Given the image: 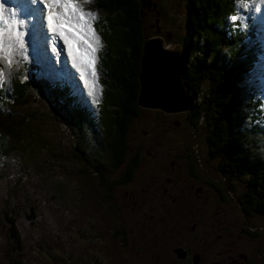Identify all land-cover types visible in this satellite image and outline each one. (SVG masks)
Returning a JSON list of instances; mask_svg holds the SVG:
<instances>
[{
	"label": "rangeland",
	"instance_id": "374dc122",
	"mask_svg": "<svg viewBox=\"0 0 264 264\" xmlns=\"http://www.w3.org/2000/svg\"><path fill=\"white\" fill-rule=\"evenodd\" d=\"M96 1L41 0L45 11L30 3L29 15L17 16L24 47L15 37L5 40L11 45V64L0 51V111L10 113L4 102L12 104L14 80L44 79L53 88H65L72 104L98 123L110 78L103 64L108 43L94 23L114 15L97 8ZM145 1L153 5L155 18L162 15L160 27L168 32L164 42L171 48L180 45L185 0L141 1L146 40L156 36L152 12L144 15ZM263 4L235 1L236 16L228 18L240 33L247 25L253 36L249 45L264 46ZM0 10L9 23L18 13L15 0H0ZM261 66L247 72L238 87L252 104L259 102L257 109L263 113L264 78L255 84L254 77ZM209 88L205 80L201 100ZM50 96L31 89L23 104L11 109L15 135L9 133V141L16 148L8 154L0 150V264H192L176 259L173 250L179 247L190 250L189 259L199 255L201 264H263L264 215L247 214L251 211L243 199L253 173L264 171L262 133L248 131L245 124L247 142L233 156L234 170L225 172L222 158L209 159L204 120L187 125L189 110L166 119L161 112L138 107L128 129L125 162L114 168L98 144L106 142L99 129L95 134L87 127L79 129ZM260 118L257 125L264 128ZM187 155L194 165H188ZM133 161L132 179L117 184ZM189 167L197 178L189 175ZM206 182L222 190L223 200L215 185ZM8 219L19 242L11 237Z\"/></svg>",
	"mask_w": 264,
	"mask_h": 264
},
{
	"label": "trees",
	"instance_id": "16d2710c",
	"mask_svg": "<svg viewBox=\"0 0 264 264\" xmlns=\"http://www.w3.org/2000/svg\"><path fill=\"white\" fill-rule=\"evenodd\" d=\"M235 1L237 0H185L184 33L180 43L186 63L181 82L189 99L187 125H201V119L206 122L208 133L205 142L209 159L222 158L223 164L220 167L225 172L234 170L236 162L233 156L247 142V132H242L247 122L250 125L248 131L264 135V128L257 125L262 119L259 116L264 117V113L257 109L259 102L252 104L250 98L244 97V90L238 87L259 54L260 47L249 45L250 39L246 34L253 38L250 30L240 33L239 28L232 29L233 24L229 23L228 18L235 17ZM96 7L108 15H114L105 18V23H94L108 43L103 64L110 78L98 123H93V118L86 109L72 104V100L66 96L65 88H53L43 80H38L37 83H19L14 80L12 104L9 106L11 109L21 106L26 93L31 89L50 93L54 102L79 129L87 127L94 134L99 129L106 142L98 144L103 147V153L115 168L125 162L128 129L139 112L136 99L139 90V62L145 40L144 19L140 0H97ZM224 49L226 52L223 53ZM31 67L36 70V66ZM205 80L210 82V88L206 98L201 100L200 86ZM3 93L1 89L0 101ZM4 103L8 105L7 102ZM11 109L9 114L0 111V150L5 154L16 148L15 145L12 148L10 146L13 140L11 134L15 135V130L12 129L15 120L11 117ZM254 121L257 123L252 125ZM132 163L134 164L127 165L123 178L117 184H124L132 179L135 161ZM215 187L222 195V190L216 185ZM243 199L251 211L247 214L264 215V171L253 173ZM8 221L11 225V237L19 242L13 220ZM246 232L255 236L248 229Z\"/></svg>",
	"mask_w": 264,
	"mask_h": 264
},
{
	"label": "water",
	"instance_id": "95a60500",
	"mask_svg": "<svg viewBox=\"0 0 264 264\" xmlns=\"http://www.w3.org/2000/svg\"><path fill=\"white\" fill-rule=\"evenodd\" d=\"M185 65L181 45L171 48L162 38L146 39L139 62L137 106L165 114H186L189 99L181 82ZM174 255L178 260L186 257L179 248Z\"/></svg>",
	"mask_w": 264,
	"mask_h": 264
},
{
	"label": "flooded vegetation",
	"instance_id": "af4514ba",
	"mask_svg": "<svg viewBox=\"0 0 264 264\" xmlns=\"http://www.w3.org/2000/svg\"><path fill=\"white\" fill-rule=\"evenodd\" d=\"M146 3H145V5L143 6L144 8H145V12H144V15H145V17L146 16H148V15H151V7H153V5H151V3H150V1H145ZM166 7V6H165ZM153 10V9H152ZM158 12V11H157ZM152 14H153V12H152ZM152 16V15H151ZM161 13H158V18L156 17H154V14H153V19H154V24L152 25L151 24V27H153L152 29L154 30V36H156V37H159V38H166V39H168V36H167V31L166 30H162L161 29V27H160V23H161V21L163 20L162 18H161ZM158 20V24H156V21ZM157 112H160V111H157ZM162 113V112H161ZM177 115H179V114H175V115H173V114H165V113H162V116L164 117V118H166V119H171V118H174L175 116H177ZM186 118V117H185ZM186 122H187V118H186ZM173 125L174 126H179V122H176V121H173ZM187 161H188V165H194V162H193V160H192V158L191 157H189L188 155H187ZM134 162V161H133ZM124 164V163H123ZM132 164H134V163H131V165ZM136 165H137V163L135 162V167L133 168V171H132V176L134 175V171H135V168H136ZM127 167V166H126ZM125 170H126V168H125ZM125 170L123 171V173H122V178H123V176H124V174H125ZM188 173H189V175L191 176V177H195V175H194V171L191 169V167H189L188 168ZM195 178H197V177H195ZM121 179V178H120ZM193 181V180H192ZM129 181H127L126 183H124V184H127ZM209 186H213L210 182H206ZM119 185H121V184H119ZM192 186H193V184H191ZM215 189V188H214ZM215 191L217 192V190L215 189ZM219 197L223 200V196L222 195H219ZM176 249H178V248H176ZM179 249H181L183 252H185V254H186V257H185V259H179V260H181V261H190V263H192V264H201V258H200V256L199 255H197V254H195V255H193V257L191 258V259H189L190 258V256H191V252H190V250H183L181 247H179ZM175 250V249H174ZM174 250H173V254H174ZM175 256V255H174ZM241 259H243V260H245V258H244V256H241L240 257ZM177 259V258H176ZM246 261V260H245ZM232 263L233 264H238L237 263V261L236 260H233L232 261ZM216 264H218V263H216ZM263 264H264V261H263Z\"/></svg>",
	"mask_w": 264,
	"mask_h": 264
},
{
	"label": "snow or ice",
	"instance_id": "6c2138e0",
	"mask_svg": "<svg viewBox=\"0 0 264 264\" xmlns=\"http://www.w3.org/2000/svg\"><path fill=\"white\" fill-rule=\"evenodd\" d=\"M49 19L51 20V17H49ZM0 24H2V27H0V51H3L6 57H9L8 62L9 64H11L12 63L10 59L11 45L6 44L5 40L11 41L13 37H15L19 46L23 48L24 47L23 34L19 32V25L17 21L14 19V17L11 19V23H9V17L7 15H4L2 10H0ZM13 25L16 26L15 31H13Z\"/></svg>",
	"mask_w": 264,
	"mask_h": 264
},
{
	"label": "bare ground",
	"instance_id": "6f19581e",
	"mask_svg": "<svg viewBox=\"0 0 264 264\" xmlns=\"http://www.w3.org/2000/svg\"><path fill=\"white\" fill-rule=\"evenodd\" d=\"M264 5V4H263ZM263 57H264V55L261 57V61H263L264 59H263ZM88 58H89V56H88ZM80 59V58H79ZM83 61V60H82ZM69 70H71L70 68H68ZM88 71V70H87ZM0 81H1V74H0Z\"/></svg>",
	"mask_w": 264,
	"mask_h": 264
}]
</instances>
